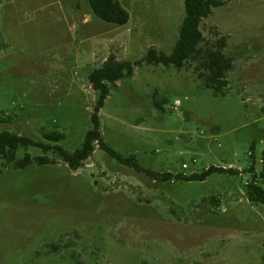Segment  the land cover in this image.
Masks as SVG:
<instances>
[{"label": "rangeland", "instance_id": "374dc122", "mask_svg": "<svg viewBox=\"0 0 264 264\" xmlns=\"http://www.w3.org/2000/svg\"><path fill=\"white\" fill-rule=\"evenodd\" d=\"M118 1L122 27L87 0H0V132L74 152L92 128L91 73L136 64L100 111L125 163L98 146L78 171L36 147L16 160L51 164L0 161V264H264V206L248 194L264 151V0H217L201 24L233 61L223 97L197 61L145 62L174 50L185 0ZM210 168L232 172L184 180Z\"/></svg>", "mask_w": 264, "mask_h": 264}, {"label": "trees", "instance_id": "16d2710c", "mask_svg": "<svg viewBox=\"0 0 264 264\" xmlns=\"http://www.w3.org/2000/svg\"><path fill=\"white\" fill-rule=\"evenodd\" d=\"M94 15L109 24L115 26H126L129 23V13L121 6L118 0H87ZM223 5L217 0H185V18L180 27L179 38L174 50L170 54H165L151 49L148 51L145 62L148 65L163 66L182 70L191 61L199 63L201 78H204L206 88L213 91L215 96H225L224 90L228 83L226 75L233 67V61L226 57L221 47L205 45V37L201 31V24L204 19L211 16L214 9ZM136 64L131 62H120L111 57L101 67L94 70L89 76V82L97 94V102L91 118L92 128L86 134L83 144L74 152H69L59 146L61 136L47 137L51 145L45 142H36L29 138L22 137L10 132H0V161L9 160L16 164V169H25L36 163L39 166L51 164L47 157H39L36 162L26 155L23 160H16V152L19 148L36 147L46 153H53L68 165L72 171H78L83 164L93 155L96 146L105 151L111 157L120 162L126 160L113 151L105 142L101 133L100 111L104 108L107 98L111 94V88L126 78L133 76ZM262 170L258 176H254V182L248 185L249 199L252 203L264 206V151L261 156ZM253 172L254 169L251 168ZM232 172L210 168L200 176L193 175L185 177L186 181H204L207 177L215 173ZM153 177L157 175L151 174ZM166 178V177H164Z\"/></svg>", "mask_w": 264, "mask_h": 264}, {"label": "built area", "instance_id": "2783aa9c", "mask_svg": "<svg viewBox=\"0 0 264 264\" xmlns=\"http://www.w3.org/2000/svg\"><path fill=\"white\" fill-rule=\"evenodd\" d=\"M177 105H179V103Z\"/></svg>", "mask_w": 264, "mask_h": 264}]
</instances>
